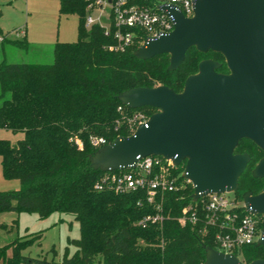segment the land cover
Returning <instances> with one entry per match:
<instances>
[{"label": "trees", "instance_id": "trees-1", "mask_svg": "<svg viewBox=\"0 0 264 264\" xmlns=\"http://www.w3.org/2000/svg\"><path fill=\"white\" fill-rule=\"evenodd\" d=\"M57 1L60 14L77 17V39L57 41L50 63L0 61V128L23 134L16 143L0 139L2 174L20 183L18 189L0 190V212L25 211L39 218L54 212L71 215L78 222L79 237L68 239L74 252L68 254L66 247L62 260L55 261L23 254L40 235L30 233L0 245V264H203L206 246L215 248L212 231L201 235L200 222L178 221L193 193L192 183L181 175L185 161L174 171L183 187L148 202L140 190H95L94 184L109 170L93 166L91 158L116 137L130 135L126 120L132 113L145 110L151 115L158 110L129 107L120 98L125 90L166 85L181 92L203 59L215 60V70L228 73L224 56L193 46L171 70L168 53L143 59L135 54L138 44L109 48L114 39L101 26L85 27L86 0ZM10 42L27 47L25 39ZM92 137H102L105 143L95 146ZM259 150L246 138L234 149L250 157L233 191L238 201L247 192L264 189V177L252 174L258 157L254 152ZM158 203L165 216L162 222L140 224L157 212ZM8 248L12 255H7ZM238 250L242 262L264 259V246L257 243Z\"/></svg>", "mask_w": 264, "mask_h": 264}, {"label": "water", "instance_id": "water-1", "mask_svg": "<svg viewBox=\"0 0 264 264\" xmlns=\"http://www.w3.org/2000/svg\"><path fill=\"white\" fill-rule=\"evenodd\" d=\"M170 12L173 30L145 41L135 54L148 59L168 53L173 70L194 46L222 54L229 72H217L215 60L203 59L181 92L166 85L125 90L120 98L129 107L158 110L133 134L101 146L91 164L116 170L137 155H161L175 164L185 161L183 176L192 183L194 200L207 192L234 191L250 159L234 153L238 142L249 139L264 151V0H196L191 17ZM252 174L264 177V158ZM242 200L250 212L264 214V189L247 192ZM256 243L264 246V229ZM203 264H264V259L246 263L206 246Z\"/></svg>", "mask_w": 264, "mask_h": 264}, {"label": "built area", "instance_id": "built-area-1", "mask_svg": "<svg viewBox=\"0 0 264 264\" xmlns=\"http://www.w3.org/2000/svg\"><path fill=\"white\" fill-rule=\"evenodd\" d=\"M195 1L86 0L85 27L89 28L93 24L101 26L105 34H110L114 39V43L109 45L111 49L124 50L134 44L141 46L145 41L173 30L175 17L170 10L191 17ZM101 20H105V23ZM149 117L147 112L132 113L126 120L130 134L140 124H146ZM91 141L95 146L105 143L102 137H92ZM177 165L171 158L161 155H137L135 162L128 167L106 172L94 184V188L98 191L110 189L116 193L140 190L144 191L148 202H153L161 193L183 187L177 182L178 174L174 173ZM227 192H207L196 200L191 196V202L182 208L178 221L182 225L200 222L199 231L202 234L212 231L215 249L234 254V250L257 242L264 229L260 226L264 223V214L250 212L243 200L230 198ZM155 206L157 212L143 217L140 224L162 222L165 216L161 206L159 203Z\"/></svg>", "mask_w": 264, "mask_h": 264}, {"label": "rangeland", "instance_id": "rangeland-1", "mask_svg": "<svg viewBox=\"0 0 264 264\" xmlns=\"http://www.w3.org/2000/svg\"><path fill=\"white\" fill-rule=\"evenodd\" d=\"M100 22L105 23V20ZM77 25L75 15L59 13L57 0H0V61L50 63L53 45L57 41L77 39ZM23 39L27 42L26 48L10 42ZM138 111L146 112H135ZM22 136L21 132L13 133L0 128V139L16 143ZM254 154H258V157L252 170L264 158L263 151ZM19 186L18 179L3 176L0 165V190H14ZM226 195L232 198L234 192H227ZM36 232H40L39 237L23 250V254L61 261L66 247L68 254L74 252L75 248L68 243V239L79 237V226L71 215L58 212L45 218L25 211L0 212V245ZM237 252V257L242 259V251ZM6 253L12 255V249L8 248Z\"/></svg>", "mask_w": 264, "mask_h": 264}, {"label": "flooded vegetation", "instance_id": "flooded-vegetation-1", "mask_svg": "<svg viewBox=\"0 0 264 264\" xmlns=\"http://www.w3.org/2000/svg\"><path fill=\"white\" fill-rule=\"evenodd\" d=\"M263 151V150H262ZM264 152V151H263ZM235 153V152H234Z\"/></svg>", "mask_w": 264, "mask_h": 264}]
</instances>
